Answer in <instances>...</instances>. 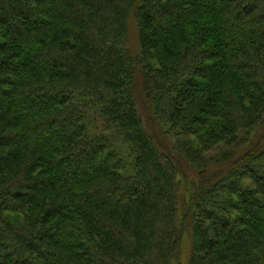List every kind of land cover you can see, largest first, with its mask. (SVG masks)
<instances>
[{"label":"trees","instance_id":"1","mask_svg":"<svg viewBox=\"0 0 264 264\" xmlns=\"http://www.w3.org/2000/svg\"><path fill=\"white\" fill-rule=\"evenodd\" d=\"M263 123L264 0H0V264H264Z\"/></svg>","mask_w":264,"mask_h":264},{"label":"rangeland","instance_id":"2","mask_svg":"<svg viewBox=\"0 0 264 264\" xmlns=\"http://www.w3.org/2000/svg\"><path fill=\"white\" fill-rule=\"evenodd\" d=\"M134 38V37H133ZM259 128H257L255 130V132L253 133L254 134V138H253V144L256 145L260 142V144H264V123L261 125L260 129L258 130ZM218 151V150H217ZM221 153L222 154V151L219 149V151L217 153L213 152L211 154H209V156L207 157V159H209V157H218L220 155H217ZM214 158H210V159H214ZM15 215H9L8 216V220H12L14 221L15 220ZM185 240V243L183 245V248H182V258H181V264H186V260H187V255H188V240L184 239Z\"/></svg>","mask_w":264,"mask_h":264}]
</instances>
